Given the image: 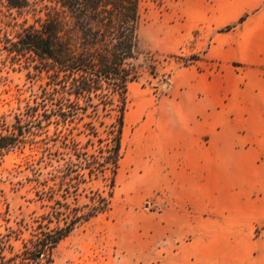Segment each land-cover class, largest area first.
<instances>
[{"label":"rangeland","instance_id":"1","mask_svg":"<svg viewBox=\"0 0 264 264\" xmlns=\"http://www.w3.org/2000/svg\"><path fill=\"white\" fill-rule=\"evenodd\" d=\"M262 1L142 0L140 44L156 62L153 70L140 58L141 75L128 86L123 156L110 210L76 228L50 257L35 259L24 255L25 244L40 231L36 218L46 212L36 201L35 179L58 165L63 133L73 126L57 130L41 118L47 75L16 56L23 18L0 0V263L4 257L6 264H141L148 240L158 237L157 150L183 136L172 114L185 93L210 103L206 121L197 115L190 123L201 139L253 142L264 153V66L245 61L248 52L236 49L238 39L241 48L248 42L239 35V18ZM218 95L224 98L216 106ZM71 132L85 143L79 130ZM261 160L264 165V154ZM84 187L79 205L90 189L103 191L104 183Z\"/></svg>","mask_w":264,"mask_h":264},{"label":"trees","instance_id":"2","mask_svg":"<svg viewBox=\"0 0 264 264\" xmlns=\"http://www.w3.org/2000/svg\"><path fill=\"white\" fill-rule=\"evenodd\" d=\"M1 1L23 18L13 45L16 56L47 75L41 118L57 130L73 126L63 133L58 165L35 179L36 201L46 212L36 218L40 231L25 244L24 255L40 259L50 257L80 225L110 210L123 156L128 86L141 75L140 58L153 70L156 61L140 44L142 0ZM75 129L84 144L70 137ZM96 181L104 190L90 189L79 205L84 186Z\"/></svg>","mask_w":264,"mask_h":264},{"label":"crops","instance_id":"3","mask_svg":"<svg viewBox=\"0 0 264 264\" xmlns=\"http://www.w3.org/2000/svg\"><path fill=\"white\" fill-rule=\"evenodd\" d=\"M241 18L239 35L248 42L241 48L238 39L236 49L248 52L245 61L264 66V0ZM223 98L218 95L215 105ZM207 99L179 98L172 116L183 136L157 150L158 237L148 240L141 264H264V153L253 142L201 139L190 123L211 115Z\"/></svg>","mask_w":264,"mask_h":264}]
</instances>
